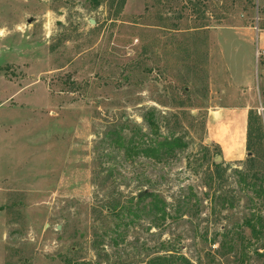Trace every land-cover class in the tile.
<instances>
[{
	"label": "rangeland",
	"instance_id": "374dc122",
	"mask_svg": "<svg viewBox=\"0 0 264 264\" xmlns=\"http://www.w3.org/2000/svg\"><path fill=\"white\" fill-rule=\"evenodd\" d=\"M262 32L264 0H0V264H264Z\"/></svg>",
	"mask_w": 264,
	"mask_h": 264
},
{
	"label": "crops",
	"instance_id": "0c3cea01",
	"mask_svg": "<svg viewBox=\"0 0 264 264\" xmlns=\"http://www.w3.org/2000/svg\"><path fill=\"white\" fill-rule=\"evenodd\" d=\"M257 38L260 50L264 51V32ZM245 102L235 107L215 106L207 113L206 136L221 151V160L240 161L246 150L249 108Z\"/></svg>",
	"mask_w": 264,
	"mask_h": 264
},
{
	"label": "trees",
	"instance_id": "16d2710c",
	"mask_svg": "<svg viewBox=\"0 0 264 264\" xmlns=\"http://www.w3.org/2000/svg\"><path fill=\"white\" fill-rule=\"evenodd\" d=\"M123 4H124V0H120V5L122 6ZM146 117H147L146 121H147L150 129L152 130V133L157 135V126L154 123V114H153V112H149L146 115ZM248 121H249V118H248ZM247 142H248V134H247ZM153 147L154 148H151L150 150L143 151V153L145 155H149L151 157H156L157 156L156 153L159 151V149L164 148L165 150H168V149L172 148V146L169 143H167V142L166 143L155 144Z\"/></svg>",
	"mask_w": 264,
	"mask_h": 264
},
{
	"label": "built area",
	"instance_id": "2783aa9c",
	"mask_svg": "<svg viewBox=\"0 0 264 264\" xmlns=\"http://www.w3.org/2000/svg\"><path fill=\"white\" fill-rule=\"evenodd\" d=\"M257 32H258V30L256 29V33ZM263 55H264V51H259L258 49L256 50L255 56H256L257 59H259Z\"/></svg>",
	"mask_w": 264,
	"mask_h": 264
},
{
	"label": "water",
	"instance_id": "95a60500",
	"mask_svg": "<svg viewBox=\"0 0 264 264\" xmlns=\"http://www.w3.org/2000/svg\"><path fill=\"white\" fill-rule=\"evenodd\" d=\"M90 23H91V24H94L93 21H90ZM215 160H216L215 163L218 164V163L220 162L221 159H220L219 156H217V157L215 158Z\"/></svg>",
	"mask_w": 264,
	"mask_h": 264
}]
</instances>
